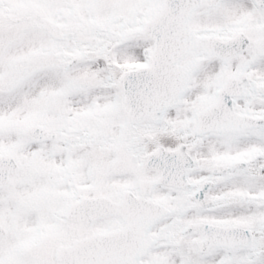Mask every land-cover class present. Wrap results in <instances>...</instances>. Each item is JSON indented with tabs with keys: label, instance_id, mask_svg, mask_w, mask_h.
I'll return each mask as SVG.
<instances>
[{
	"label": "snow or ice",
	"instance_id": "6c2138e0",
	"mask_svg": "<svg viewBox=\"0 0 264 264\" xmlns=\"http://www.w3.org/2000/svg\"><path fill=\"white\" fill-rule=\"evenodd\" d=\"M0 264H264V0H0Z\"/></svg>",
	"mask_w": 264,
	"mask_h": 264
}]
</instances>
